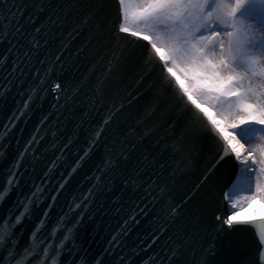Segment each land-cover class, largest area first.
<instances>
[{
    "label": "water",
    "instance_id": "water-1",
    "mask_svg": "<svg viewBox=\"0 0 264 264\" xmlns=\"http://www.w3.org/2000/svg\"><path fill=\"white\" fill-rule=\"evenodd\" d=\"M92 2L7 0L9 7L15 4L14 12L19 10L23 15L13 27H20L12 40L17 48L9 53L11 45L0 42V55H9L8 65L0 67V151L8 146L0 157V174L6 175L7 168L19 159L22 178L20 187L0 207V216L6 215L17 197L35 193L42 203L36 215L17 228L24 233L22 244L27 242L37 217L51 205L44 235L61 218L63 231L56 235V243L73 229L72 238L63 248L61 264H81L82 260L94 264L101 255L104 264H143L150 257L160 264L180 242L178 237L188 236L185 225L201 199L203 186L195 195L192 190L200 182L212 152L200 139H186L184 145L193 163L183 171L177 170L181 156L173 151V144L183 115L170 110L162 116L166 98L149 114L147 102L152 90L148 83L153 76H145L137 84L142 60L133 44L121 41V52L109 38L89 39L93 34L91 21L78 26L86 14L79 5ZM105 2L115 19V0ZM3 3L0 0V9ZM72 4L78 7L69 9L67 5ZM33 38L39 47L32 49L29 61L23 52L31 48ZM17 57L21 61L18 67L13 63ZM50 67L52 72L46 77ZM53 80L64 86L59 94L49 87ZM33 88L36 94L25 109ZM109 116L111 120L105 124ZM96 132L100 137L95 147L81 160ZM109 149L114 150L113 158L123 155L115 170L105 172L102 168ZM65 179L67 184L60 189ZM52 196H56L55 201ZM172 209L176 210L174 216ZM209 239L192 236L194 243L188 247L195 248L193 260L199 256L195 245H206ZM232 239L238 249L231 257L234 262L239 264L256 255L258 238L252 230H241ZM105 249L110 255L104 254Z\"/></svg>",
    "mask_w": 264,
    "mask_h": 264
},
{
    "label": "snow or ice",
    "instance_id": "snow-or-ice-1",
    "mask_svg": "<svg viewBox=\"0 0 264 264\" xmlns=\"http://www.w3.org/2000/svg\"><path fill=\"white\" fill-rule=\"evenodd\" d=\"M115 5V19L105 0L79 5L86 14L78 26L91 21L93 34L89 39L109 38L121 52V41L139 50L137 56L142 60V70L137 84L145 76H153L148 83L152 90L147 102L149 114L166 98L161 115L174 110L184 117L173 144V151L181 156L178 171L193 163L184 145L186 139H200L212 152L200 182L192 190L195 195L203 186L201 199L192 209L189 224L185 225L188 236L178 237L179 243L173 241L176 247L160 264L164 261L167 264H237L231 259L238 251L233 247L232 238L241 230H252L258 240L256 255L239 264H264V211H257L253 206L254 202L264 203V0H115ZM15 7V4L9 7L4 0L0 9L4 16L0 21V42L11 45L9 53L17 48L12 40L17 38L20 27L15 30L13 27L23 15L19 10L14 12ZM67 7L74 9L78 5ZM39 31L37 28L36 32ZM30 44L31 48L23 52L29 61L32 49L38 48L39 42L33 38ZM113 55L119 59L116 53ZM8 60V53L0 55V67L7 66ZM13 63L18 67L19 57ZM20 71L23 74V69ZM51 72L50 67L45 76ZM49 87L59 94L64 86L53 80ZM36 91L33 88L24 103L25 109ZM110 120L111 116L105 124ZM99 137L100 132H96L81 160L88 156ZM7 147L4 145L0 157ZM108 151L102 168L105 172L115 170L123 155L113 158L114 150ZM20 162L18 159L7 168L6 175L0 174V207L20 187ZM67 182L65 179L59 188L63 189ZM51 199L55 201L56 196ZM41 203L35 193L31 197H17L6 215L0 216V264H61L63 248L72 238L73 229H68L56 243V235L63 231L61 218L44 235L51 205L37 217L26 243H21L23 231L17 232L25 219L36 215ZM242 211H247V218H237ZM175 214L176 210L172 209L171 215ZM192 236L201 240L210 238L206 245H195L199 248L195 260L192 259L195 248L188 247L194 243ZM104 254L110 255L109 250L105 249ZM94 264H104L103 255L96 257ZM143 264H156V261L150 257Z\"/></svg>",
    "mask_w": 264,
    "mask_h": 264
},
{
    "label": "bare ground",
    "instance_id": "bare-ground-1",
    "mask_svg": "<svg viewBox=\"0 0 264 264\" xmlns=\"http://www.w3.org/2000/svg\"><path fill=\"white\" fill-rule=\"evenodd\" d=\"M253 206L257 209V211H264V203L255 204L254 202ZM237 218H247V211L239 212Z\"/></svg>",
    "mask_w": 264,
    "mask_h": 264
}]
</instances>
